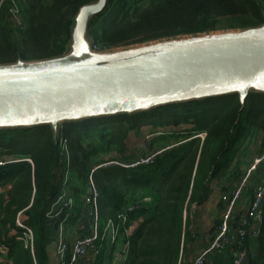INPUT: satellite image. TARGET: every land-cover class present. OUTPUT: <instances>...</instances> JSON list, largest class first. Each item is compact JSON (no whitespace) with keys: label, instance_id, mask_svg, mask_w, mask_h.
I'll return each instance as SVG.
<instances>
[{"label":"trees","instance_id":"16d2710c","mask_svg":"<svg viewBox=\"0 0 264 264\" xmlns=\"http://www.w3.org/2000/svg\"><path fill=\"white\" fill-rule=\"evenodd\" d=\"M91 1L19 0L23 30L14 27L4 5L0 63L62 54L72 18ZM263 22L264 0H110L90 29L94 46L108 49ZM181 126L186 128L161 131ZM144 133L149 142L142 146L138 140ZM157 151L161 153L152 164L130 166ZM263 154L264 94H251L245 106L233 94L67 123L57 142L47 126L0 130V160L5 162L0 165V264H58L51 251L52 243L57 248L60 222L70 246L85 235L78 233L85 224L92 230V208L86 204L90 176L99 192L102 230L109 218L116 220L127 207H136L125 224L127 228L138 222L133 233L121 234L113 246L114 250L121 247L116 252L121 253L129 244L120 264H184L194 242L193 207L208 202L216 180L223 193L238 185L254 159ZM261 185L264 158L251 172L244 196L251 200ZM63 193L72 205L64 207L60 220L48 218ZM238 219L231 220L233 227ZM19 220L31 230V238L18 226ZM68 223L77 225L76 237L69 235ZM245 248V264H264V220L260 235L249 237ZM225 254L231 260L230 251L212 257ZM105 257V249L93 253L90 264H103Z\"/></svg>","mask_w":264,"mask_h":264},{"label":"water","instance_id":"95a60500","mask_svg":"<svg viewBox=\"0 0 264 264\" xmlns=\"http://www.w3.org/2000/svg\"><path fill=\"white\" fill-rule=\"evenodd\" d=\"M110 0L82 5L65 50L0 63V130L61 127L173 104L264 94V22L95 49L91 24Z\"/></svg>","mask_w":264,"mask_h":264},{"label":"built area","instance_id":"2783aa9c","mask_svg":"<svg viewBox=\"0 0 264 264\" xmlns=\"http://www.w3.org/2000/svg\"><path fill=\"white\" fill-rule=\"evenodd\" d=\"M4 5H7L8 7L7 15L14 27L18 30H23L25 28V23L24 19L20 15L19 0H0V9ZM94 48L97 49L95 46ZM204 136L205 134H200V137L203 138ZM160 153V151L154 152L141 158L130 166L135 167L140 164H152ZM263 158L264 154L261 157L255 158L241 182L232 187L227 193H223L221 191V182L217 181L212 185L213 194L217 195L220 198V202L223 203L222 213L219 219L220 222L212 233H209L204 237V248L190 264H212L209 262V259L212 256H223L224 253L229 251L231 254V260L227 264L246 263L247 250L245 248V242L249 237L256 238L261 233V225L264 220V185H261L255 190L252 199L239 216L237 206L244 196V189L251 172L255 170L256 165ZM4 164L5 162L0 160V165ZM108 164L118 163L110 162ZM90 187L91 190L89 196L86 197V204L92 208L90 213V215L94 218L92 219L94 222L92 232L89 235L76 238L70 246L65 235L64 224L61 221L59 224L58 243L56 248L58 264H90L91 258H89V255L93 253L96 254L104 250L105 244H110V247L113 248L121 234L125 237H129L137 225L134 222L125 228V224L129 221V214L136 209L134 206H129L122 213L117 215L116 220L109 218L102 230L99 222L97 204L99 192L94 186L91 176ZM144 201H149V198ZM70 205H72V200H67L65 193L59 195L48 211L47 217L50 219L60 220L64 207ZM235 217H239V219L237 225L233 227L231 225V220ZM18 226L26 230V233H28L31 238V230L26 227L22 221H18ZM128 248L129 244L127 243L122 248L121 253L118 252L115 254L114 261L110 264H120V260L127 254ZM68 253H70L69 257L67 256Z\"/></svg>","mask_w":264,"mask_h":264},{"label":"crops","instance_id":"0c3cea01","mask_svg":"<svg viewBox=\"0 0 264 264\" xmlns=\"http://www.w3.org/2000/svg\"><path fill=\"white\" fill-rule=\"evenodd\" d=\"M250 201V196H243L242 200L238 203L237 206V211H238V216L241 215L242 211L247 207L248 203ZM220 204H218L217 198L215 196H211L208 202L205 204L199 206V208H202L199 210L201 222H202V227L196 231V235H194L196 245H194L193 250L196 251L193 253L192 256H190V259L186 264H190L192 260L199 254V252L204 248L205 243L204 237L208 235L210 232L215 230V224L217 220L219 219L220 216ZM239 218V217H238ZM208 221V222H206ZM208 223L210 225H208ZM226 256L224 257H211L209 259L210 263L214 264H227V262L230 260V257L228 254H225ZM185 264V263H184Z\"/></svg>","mask_w":264,"mask_h":264},{"label":"rangeland","instance_id":"374dc122","mask_svg":"<svg viewBox=\"0 0 264 264\" xmlns=\"http://www.w3.org/2000/svg\"><path fill=\"white\" fill-rule=\"evenodd\" d=\"M218 30H220V29H218ZM186 128V126H181L180 128H167V129H164V130H161V131H166V132H169L170 130L172 131V130H181V129H185ZM146 131V130H145ZM202 138V137H201ZM138 142L142 145V146H145L146 144H147V142H149V140H148V138H146V133H144V135L141 137V139H139L138 140ZM163 145H166V144H168L167 142H163L162 143ZM220 182L219 180H216V181H214V183H216V182ZM213 183V184H214ZM213 196H215L216 198H217V201H218V204H220V198L217 196V195H214L213 194ZM220 206V215H221V213H222V205L220 204L219 205ZM200 209H202V208H199L198 206H194L193 207V209H192V212H193V218H192V225H191V230H192V236L194 237V235H196V231L199 229V227L201 228L202 226V220H201V218H200V216H199V214H200V212H199V210ZM220 217V216H219ZM206 222H208V221H206ZM135 224H138V222H136ZM104 224L102 223V226H103ZM208 225H210L209 223H208ZM67 226H72L71 228H70V230H68V233H69V235H71V236H75L76 237V231H75V227L77 226V225H74V224H71V223H68L67 224ZM80 227H83V225H81ZM84 227H85V229H81L80 230V232H78L79 234L81 233L82 235L83 234H85V235H89L90 233H91V228H89V229H87V225L85 224L84 225ZM67 233V234H68ZM210 233H212V232H210ZM192 240H194L195 241V239L194 238H192L191 239V241ZM203 243H205V240L203 241ZM196 245V243H194V242H192L191 244H189V248H190V251H189V253L187 254L188 256H184V258H183V261H184V263L186 264L187 262H188V260L190 259V256H192L193 255V253L194 252H196V251H194L193 250V248L192 247H194V245ZM52 246H54V247H52V250L53 251H51V254H52V259L55 261V263H56V258H57V253H56V245H55V243H52ZM105 248V252H106V257H105V260H104V262H103V264H110V263H113V261H114V256H115V254H116V252L119 250V248H121V247H117V249H115L114 250V248L112 249L111 247H110V244H105V246H104ZM58 259V258H57Z\"/></svg>","mask_w":264,"mask_h":264}]
</instances>
